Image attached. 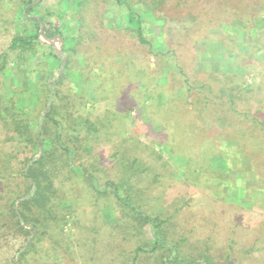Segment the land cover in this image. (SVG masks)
I'll list each match as a JSON object with an SVG mask.
<instances>
[{"label": "rangeland", "instance_id": "374dc122", "mask_svg": "<svg viewBox=\"0 0 264 264\" xmlns=\"http://www.w3.org/2000/svg\"><path fill=\"white\" fill-rule=\"evenodd\" d=\"M58 1L42 0L41 8L57 7ZM123 2L119 5L116 0H79L82 6L80 17L76 16L79 41L72 52L63 54L66 58L63 66L69 58V71L59 93L70 95L77 111L98 129L92 145L104 165L97 175L103 178L102 182L109 179L120 186L124 195H133L143 211L163 219L164 233L182 243L185 254L193 257L208 254L218 264H264L263 13L238 19L231 11L222 12L219 7L213 6L208 11L207 2L214 0ZM2 4L0 19L5 20L2 25L5 28L0 27V60L16 28L12 21L17 23L19 18L13 1ZM126 4L135 7L136 13L138 7L140 14L145 13L143 19L148 25L143 27L147 31L156 32L155 19L158 20L164 48L159 49L154 42L150 47L139 42L136 31L126 21ZM148 8L151 13L146 14ZM202 16L213 18L208 23ZM217 22H227L229 29L236 32V41L228 39L229 33L211 27ZM246 24L256 27L257 32L241 31ZM153 32L145 37L154 40ZM207 37L215 42L209 56ZM56 40L57 52L63 42L59 37ZM157 50L162 53L154 54ZM7 62L9 72L14 74L11 55ZM43 63L41 67L48 70L49 65ZM51 68L57 77L64 67L61 69V64L55 62ZM157 73L168 74L166 94L159 88L163 81ZM12 77L0 70L2 101L11 94L7 86L13 83ZM26 80L32 86L36 84L32 74ZM169 94L170 100L166 98ZM155 97L163 103L160 109L155 105ZM81 100L85 103L78 106ZM2 124L0 149L4 145L9 147V141L2 138ZM168 124L171 127L166 130ZM172 143L178 144V152ZM186 154L208 162L209 172L204 177L196 175L193 168L199 164L192 160L183 164ZM222 161L232 170L222 171ZM77 171L75 168L72 172ZM231 182L239 187L231 190ZM69 184V193L75 201L65 200H70L68 203L77 209L78 219L74 224L67 221L59 231L66 238L71 235L72 240H83L84 225L92 220L102 225L99 232L104 237L100 238L99 246L105 256H111V248L107 249L112 239L109 234L115 231L114 223L124 225L115 218L121 209L110 194L95 200L94 193L80 182ZM49 242L43 239L36 243V253L27 255L23 264H37L38 256L43 254L40 248L49 246ZM132 242H125L126 250ZM22 243V237L0 235V263L14 259ZM87 246L69 248L70 258L77 254L75 261L66 256L59 260L60 264H81ZM114 250L117 253L118 248ZM142 258L138 264H148ZM95 261L111 264L100 258ZM94 262L89 260L86 264Z\"/></svg>", "mask_w": 264, "mask_h": 264}, {"label": "trees", "instance_id": "16d2710c", "mask_svg": "<svg viewBox=\"0 0 264 264\" xmlns=\"http://www.w3.org/2000/svg\"><path fill=\"white\" fill-rule=\"evenodd\" d=\"M10 1L17 5L19 18L17 23L12 21L16 28L9 38L7 51L0 60V70L4 75L9 73L13 76L12 79L14 78L13 83L7 86V92L11 94L3 101L0 99L2 101L0 122L4 125L2 138L9 141V147L4 145L0 149L2 151L0 154V235L1 237L7 235L15 238L22 237L23 243L17 250L16 257L7 264H23L28 259L27 255L36 253V243L43 239H48L50 242L49 246L45 244L40 248L43 254L38 256L37 264H60V259L70 255L69 248L81 245H88L85 256L81 258V264H86L89 260L94 262L95 258H100L102 261L108 260L111 264H138L141 257L148 264H218L208 254H200V257L185 254L181 250L182 243L169 239L164 233L163 219L143 211L139 205H136L133 195H124L119 190L120 186L109 179L102 182L103 178L97 175L98 170L104 165L103 158L98 156L96 147L92 145V141L99 134L98 129L92 120L77 111V106L70 95L59 93L63 78L69 71L67 68L69 58L57 77L51 71L52 65L54 66L55 62L62 64L63 54L73 50V45L79 41L80 32L76 27V21H78L76 16L80 15L79 9L82 8L79 0H59L57 7H45L43 10L42 0L35 5H30L34 0H0V6L3 5L2 2ZM123 1L116 0L119 5H123ZM207 6L208 11L213 6L219 7L222 12L231 11L238 19L246 15H255V12L264 15V0H214L212 3L207 2ZM125 9L126 21L136 31L141 44L150 47L154 42L156 47L160 46L159 49L165 47L162 39L163 31L158 30L157 19H155L156 32L151 29L147 31L143 27L148 25V21L143 19L145 13L140 14L139 7L136 13L135 7L129 4H126ZM149 10L148 8L146 14L151 13ZM202 17L208 23L213 18ZM4 23L5 20L1 18L0 27L5 28L2 26ZM40 25H42L41 33H39ZM245 26L240 30L246 33L248 30L254 34L257 32L256 27L251 24ZM211 27L229 33L228 39L236 41V32L229 29L227 22H217ZM149 32L155 34L154 40H151V37L150 40L145 37ZM56 37L61 38L63 42L60 53L54 51L58 40H49ZM206 39L205 44L209 49L206 52L209 56L213 54L215 42L212 38ZM159 53L162 52L160 50L154 52V54ZM10 55L14 74L9 72V66H7ZM43 62L49 65L48 70L41 67L44 65ZM164 71L168 72V69ZM29 74L35 77L34 86L26 80ZM157 75H160L159 79L163 81L159 88H163L162 92L166 94L168 74L157 73ZM165 82L166 87H164ZM187 89H190L189 85ZM187 89L183 90L187 91ZM171 95L169 94L166 98L170 100ZM64 98L66 100L62 102ZM151 98L153 99V95ZM78 103V106H82L85 100ZM162 104L160 99L158 102L156 100L157 109H160ZM170 127L171 125L168 124L166 130ZM172 145L178 152V144L172 143ZM191 160L199 164L193 168L196 175L204 177L209 172V163L203 162L200 158H191L186 154L183 164L186 165ZM75 168H78V173L72 172ZM229 168L231 166L222 161V171L229 172ZM182 171L183 169H180V172ZM218 177L223 182L222 177ZM75 181L80 182L90 193L93 192L95 200L110 194L121 209L120 215L118 214L115 218L124 225L114 223L113 234L106 231L112 237L107 248H111V256H105L104 250H101L102 247L99 246L100 238L104 237V233L99 232V227L101 228L102 225L92 220L88 225H84L83 240L77 238L72 240L71 235L66 238L61 232V227L67 221H72V224L77 223V209L73 208L72 203H68L70 200H65L70 198L75 201L68 189L69 183ZM229 187L235 190L239 185L231 182ZM216 189L219 190V185ZM261 189L264 190V185ZM92 206L96 205L92 203ZM102 224L107 226L105 222ZM146 230L149 232L148 235ZM127 240H133L129 250L124 247ZM117 248L115 253L114 249ZM74 252L75 249L72 250V253ZM76 255L74 254L71 258L68 256L69 261H75ZM48 260L52 262L46 263ZM94 263L96 264V261Z\"/></svg>", "mask_w": 264, "mask_h": 264}, {"label": "water", "instance_id": "95a60500", "mask_svg": "<svg viewBox=\"0 0 264 264\" xmlns=\"http://www.w3.org/2000/svg\"><path fill=\"white\" fill-rule=\"evenodd\" d=\"M38 2H40V0H34L32 3H30V5H35V4H37ZM42 32V25H40V28H39V33H41ZM50 41H54V40H56V38H52V39H49ZM59 40H60V42H61V38H59ZM57 52H59L60 53V48H58L57 49ZM63 59H62V64H61V69H62V67H63V65H64V62H65V59H64V57H62Z\"/></svg>", "mask_w": 264, "mask_h": 264}]
</instances>
